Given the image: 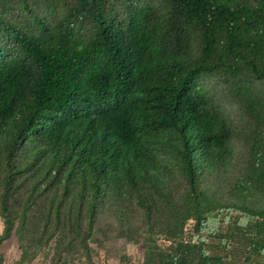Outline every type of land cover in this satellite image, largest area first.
<instances>
[{
    "label": "trees",
    "instance_id": "1",
    "mask_svg": "<svg viewBox=\"0 0 264 264\" xmlns=\"http://www.w3.org/2000/svg\"><path fill=\"white\" fill-rule=\"evenodd\" d=\"M207 76L264 80V0H0V246L264 264V91L233 86L238 127Z\"/></svg>",
    "mask_w": 264,
    "mask_h": 264
},
{
    "label": "rangeland",
    "instance_id": "2",
    "mask_svg": "<svg viewBox=\"0 0 264 264\" xmlns=\"http://www.w3.org/2000/svg\"><path fill=\"white\" fill-rule=\"evenodd\" d=\"M202 84L209 89L221 103L223 108L228 111L231 116L234 125L238 127H246L251 124L250 116L245 110L232 98L231 89L239 82L243 85L249 86L258 91H264V80H237L228 79L219 76H207L202 79ZM236 154L235 161L239 164L243 163V147L239 142H236ZM189 229V228H188ZM5 224L0 214V236L4 233ZM126 232V231H125ZM221 233L226 236L231 235V231L223 228ZM190 232L187 236L190 238ZM105 238L100 235L95 238V241L91 243L92 259L88 261L81 254H72L70 259H67L66 254L62 260L55 261L58 264H147L145 250L142 249V245L139 240L131 239L130 235L122 236L120 231L116 228V233L108 242H101ZM179 241L169 242L165 238L157 239L152 237L151 247L156 251L154 259L149 264H168L171 257L170 255L180 254ZM206 247L209 251L214 252L216 248L213 240L209 238L206 243ZM55 243L51 242L45 250L40 252H32L23 258V250L21 248L18 238L13 236L3 242L0 246V264H52L54 255ZM212 252V253H213ZM200 251L195 248H188V251L184 254L186 263L184 264H201ZM213 255H216L213 253ZM221 257V255H218ZM222 259V257H221ZM222 260L212 261V264H226Z\"/></svg>",
    "mask_w": 264,
    "mask_h": 264
}]
</instances>
